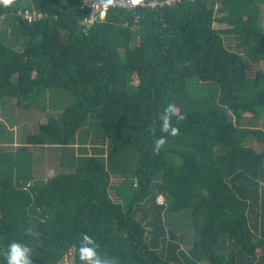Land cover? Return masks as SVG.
<instances>
[{
    "label": "trees",
    "instance_id": "1",
    "mask_svg": "<svg viewBox=\"0 0 264 264\" xmlns=\"http://www.w3.org/2000/svg\"><path fill=\"white\" fill-rule=\"evenodd\" d=\"M125 1L87 26L86 0H0V264H80L85 233L117 264H264V0ZM9 121L38 126L14 158Z\"/></svg>",
    "mask_w": 264,
    "mask_h": 264
},
{
    "label": "clouds",
    "instance_id": "2",
    "mask_svg": "<svg viewBox=\"0 0 264 264\" xmlns=\"http://www.w3.org/2000/svg\"><path fill=\"white\" fill-rule=\"evenodd\" d=\"M4 3H7L8 0H3ZM178 109L175 104L169 103L161 116V131L168 133V135H176L179 132V129L173 125L172 117L176 115ZM183 116H177V119H182ZM166 137L160 136L155 140V146L153 151L159 152L161 147L165 144ZM54 175V172L49 171V176ZM32 237L36 238L39 236V233L35 232L31 228L28 229ZM35 250L27 243H21L19 241H11L7 250L4 253V264H32V257ZM76 252L80 264H117V261L110 256L102 255L98 251V246L94 239L88 234H82L80 237L77 246Z\"/></svg>",
    "mask_w": 264,
    "mask_h": 264
},
{
    "label": "rangeland",
    "instance_id": "3",
    "mask_svg": "<svg viewBox=\"0 0 264 264\" xmlns=\"http://www.w3.org/2000/svg\"><path fill=\"white\" fill-rule=\"evenodd\" d=\"M4 25H3V22L2 20H0V29L3 28ZM192 84H194V87H197L198 89H200V91H202V88L204 89L205 88H208L210 87V90L213 94L215 93L216 89L215 87H213L212 85H206V84H202L198 81H193ZM17 119V118H16ZM5 126H6V132L8 133H11V135H13L14 137V145H13V158L14 156H16L15 152L17 151V146H20L22 144V140H23V136L27 134V132H30V134H33V133H36L37 132V122H31L29 123V127H30V130H27L25 131L24 129H21V126H19V129H18V126L15 124H12L11 121L9 122H4ZM14 125V126H13ZM89 146V143L87 144ZM86 145V146H87ZM71 147L69 148L68 146L66 147L68 150L71 149V151L68 152V150H66V153L68 152L69 155H71L74 151V155L78 157L79 154L84 155V150L83 148L84 145L83 144H80L78 145V148L76 149L75 148V145L73 147V145H70ZM16 150V151H15ZM118 156V155H117ZM136 156H137V153H136ZM116 156L114 157H107L106 156V159H105V163H106V168L108 169H111L113 168L115 165H118V163H120L118 167H116L115 169H112V171H110V174L112 176V181L113 182H118V181H124L123 183H119L120 185L118 186V189L115 190L113 188V193L115 192V195L112 196V198L114 200H116L117 202L121 203V204H127L128 201H129V194H128V197L125 198L124 196L126 195V190L129 191L132 190L130 187H131V176H132V173L133 171L135 170V163H134V160H135V157H134V154L133 152H129L127 154H125L124 156L121 155L119 157H122L120 158V161L115 163V158ZM12 161V160H10ZM114 185H116V183H114ZM119 192V193H116V192ZM130 193V192H129ZM131 194V193H130ZM161 201V199L159 198V202ZM127 202V203H126ZM63 264H71V259H69L68 257L64 259L63 261Z\"/></svg>",
    "mask_w": 264,
    "mask_h": 264
},
{
    "label": "built area",
    "instance_id": "4",
    "mask_svg": "<svg viewBox=\"0 0 264 264\" xmlns=\"http://www.w3.org/2000/svg\"><path fill=\"white\" fill-rule=\"evenodd\" d=\"M177 0H162L160 2L153 1L149 3V6L155 7L157 5L162 6L164 4H171L174 3ZM115 5H131L132 3L126 2L125 0H86L83 6H87L91 9V15L89 18L84 20V24L87 26H90L93 24L97 14L100 15V17H103L105 12L112 6ZM29 19H36V18H42L43 15L41 13H33L31 15H26Z\"/></svg>",
    "mask_w": 264,
    "mask_h": 264
}]
</instances>
